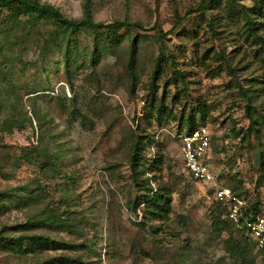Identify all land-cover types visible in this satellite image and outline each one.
Returning a JSON list of instances; mask_svg holds the SVG:
<instances>
[{
	"label": "rangeland",
	"instance_id": "obj_1",
	"mask_svg": "<svg viewBox=\"0 0 264 264\" xmlns=\"http://www.w3.org/2000/svg\"><path fill=\"white\" fill-rule=\"evenodd\" d=\"M39 1L66 18L82 16L83 0ZM199 2L91 0L95 22L142 29L95 66L79 56L69 76L60 49L43 56L35 38L7 43L22 32L2 24L11 20L0 10V199L11 198L0 231L14 242L48 239L23 253L0 248V264H235L228 235L211 227L214 185L192 181L184 168L177 120L194 115L210 132L217 182L264 204V183L256 186L264 170V52L238 34L227 0L204 12ZM258 33L264 39V28ZM77 46L91 50L90 38L77 34ZM249 105L263 122L243 140ZM141 140L142 165L130 170ZM147 184L172 192L164 222L144 221L143 205L135 208ZM232 239L250 249L252 264H264L245 236L233 230Z\"/></svg>",
	"mask_w": 264,
	"mask_h": 264
},
{
	"label": "trees",
	"instance_id": "obj_2",
	"mask_svg": "<svg viewBox=\"0 0 264 264\" xmlns=\"http://www.w3.org/2000/svg\"><path fill=\"white\" fill-rule=\"evenodd\" d=\"M219 0H200L198 11L204 12L205 10L212 9L213 5L217 4ZM229 14H233L234 23L238 26V34L243 36L244 39L250 40L251 43L258 44L264 52V39L258 33L264 28V0H251V6L240 5L239 8L236 0H227L225 4ZM0 10L9 12L8 22L3 21L2 24L14 25V30L19 29L22 32L20 37L7 43H14L23 45L27 40L35 38L37 42L41 43L42 55L50 54L54 49H60L62 67L67 76L70 74L72 65L77 61L79 56L84 57L83 63L88 62L91 66H95L103 53H111L125 38L129 32L135 29H142L138 24L130 23L127 21H114L111 23L95 22L91 12V0H83V12L79 19H69L64 17L56 8L49 4L41 3L39 0H0ZM179 22L181 20H178ZM20 26V28H19ZM207 26L212 34L215 35L214 22L209 20ZM158 30L160 35L163 31ZM124 30L125 34H119V31ZM85 33L91 41V50L83 47L81 52L77 46V34ZM134 40L130 43V52L134 53ZM220 57L221 55L218 54ZM127 72L131 81H135L133 59L130 58L127 64ZM160 72V63H158L153 70L152 79L155 80ZM181 76L177 70L173 71V75ZM32 95L37 94L34 90ZM151 100V107L156 108L158 113H161V105H153ZM248 114L249 126L243 140H246L251 134H257L258 129L263 122L262 119L254 118L251 114L252 107L246 106L245 109ZM201 119L205 121V112L203 109L198 110ZM178 131L182 135L188 133L196 128L195 116L189 115L186 118L182 116L177 120ZM201 127V126H200ZM186 128V129H185ZM185 130V131H184ZM147 148L145 140L136 142L133 153L130 158V170H135L136 166L142 165L140 149ZM211 147V142H210ZM211 149V148H210ZM211 154V151H210ZM143 158V157H142ZM211 159V158H210ZM210 163V160H209ZM146 167V166H145ZM191 178V177H190ZM192 180V179H191ZM194 181V180H192ZM135 182V180H134ZM195 182V181H194ZM137 183V182H135ZM264 183V170L256 180V186L259 187ZM232 193L240 198L246 200V206L241 208L239 224L236 225L226 217V210L228 205L221 202H216V208L210 216L211 227L214 231L225 232L228 235L226 240L225 252L229 255L235 264H252L249 258L251 256L250 249H247L245 244L235 242L232 239V231L240 233L242 236L249 240L251 249L255 250L257 256L264 255V250H259L256 244L249 235L246 227L247 221L253 220L257 215L264 211V204L259 200H250L237 188H230ZM144 191L141 196L140 202L135 203V208L143 205L142 220L146 221H160L164 222L169 218L170 214V194L162 189L154 190L149 184L145 185L142 189ZM10 197L0 199V212L5 209V202L10 201ZM0 231V248L19 253L33 251L34 246H41L47 243L48 239L43 240H29L27 238L18 239L16 242L12 239H7L2 236ZM45 264V263H44Z\"/></svg>",
	"mask_w": 264,
	"mask_h": 264
},
{
	"label": "built area",
	"instance_id": "obj_3",
	"mask_svg": "<svg viewBox=\"0 0 264 264\" xmlns=\"http://www.w3.org/2000/svg\"><path fill=\"white\" fill-rule=\"evenodd\" d=\"M179 138L183 165L191 179L199 184H213L214 200L228 205L226 217L238 225L240 211L246 206V200L234 195L229 187L216 181L209 163L211 134L208 129L201 126ZM246 227L257 249L264 250V211L247 221Z\"/></svg>",
	"mask_w": 264,
	"mask_h": 264
}]
</instances>
